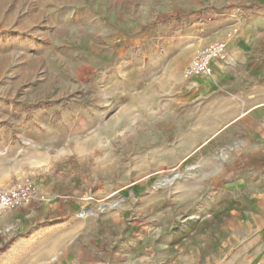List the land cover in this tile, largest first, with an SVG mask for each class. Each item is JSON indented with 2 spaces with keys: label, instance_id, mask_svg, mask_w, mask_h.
<instances>
[{
  "label": "rangeland",
  "instance_id": "1",
  "mask_svg": "<svg viewBox=\"0 0 264 264\" xmlns=\"http://www.w3.org/2000/svg\"><path fill=\"white\" fill-rule=\"evenodd\" d=\"M229 9L227 0H0V182L11 170L12 183L30 177L47 198L52 174L53 191L91 216L71 252L43 264L69 255L264 264L257 237L229 235L228 219L214 235L198 200L188 203L199 183L212 191L214 167L225 182L236 163L233 142L199 138L205 79L183 76L198 50L192 28L213 34ZM0 236L1 255L13 235Z\"/></svg>",
  "mask_w": 264,
  "mask_h": 264
},
{
  "label": "crops",
  "instance_id": "2",
  "mask_svg": "<svg viewBox=\"0 0 264 264\" xmlns=\"http://www.w3.org/2000/svg\"><path fill=\"white\" fill-rule=\"evenodd\" d=\"M227 1L230 9L217 22L216 32L206 35L191 30L193 51L223 40L228 53L226 60H213L212 75L203 77L197 86L196 100L206 113L194 125L201 140L217 136L233 142L235 148L228 157H235L236 163L225 182L221 181V165L214 167L212 191L206 195V182L199 183L201 192L198 196L188 192V203L198 200L203 212L199 214L209 216L217 227L214 235H222L220 223L228 219L229 235L257 237V252L264 261V0ZM233 21L235 26L230 24ZM235 28L237 32L229 36ZM32 165L29 162L25 168ZM13 175L11 170L5 172L0 188L12 184ZM55 180L52 174L45 180L52 189L45 200H34L0 217V234L13 235L0 259L10 264L14 260L43 264L55 253L71 252V240L91 229V216L78 212L79 202L53 191ZM6 240L0 236V242ZM76 263L77 258L70 255L59 261Z\"/></svg>",
  "mask_w": 264,
  "mask_h": 264
},
{
  "label": "built area",
  "instance_id": "3",
  "mask_svg": "<svg viewBox=\"0 0 264 264\" xmlns=\"http://www.w3.org/2000/svg\"><path fill=\"white\" fill-rule=\"evenodd\" d=\"M235 32H237V28L229 33V36ZM227 55V43L223 40L201 47L184 68V78L194 79L211 76L213 60H226ZM45 199L46 197L39 190V185L32 178H20L9 186L0 188V217L11 210L30 204L34 200L42 201Z\"/></svg>",
  "mask_w": 264,
  "mask_h": 264
}]
</instances>
